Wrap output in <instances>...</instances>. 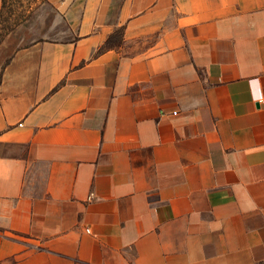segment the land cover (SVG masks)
Wrapping results in <instances>:
<instances>
[{
	"label": "crops",
	"instance_id": "0c3cea01",
	"mask_svg": "<svg viewBox=\"0 0 264 264\" xmlns=\"http://www.w3.org/2000/svg\"><path fill=\"white\" fill-rule=\"evenodd\" d=\"M47 1L66 37L0 83V264H264V0Z\"/></svg>",
	"mask_w": 264,
	"mask_h": 264
},
{
	"label": "rangeland",
	"instance_id": "374dc122",
	"mask_svg": "<svg viewBox=\"0 0 264 264\" xmlns=\"http://www.w3.org/2000/svg\"><path fill=\"white\" fill-rule=\"evenodd\" d=\"M66 35V27L47 0H4L0 10V83L13 81L16 68L21 66L19 57L26 62L22 66H28L25 52L33 44L62 39ZM12 150L0 145V154Z\"/></svg>",
	"mask_w": 264,
	"mask_h": 264
},
{
	"label": "built area",
	"instance_id": "2783aa9c",
	"mask_svg": "<svg viewBox=\"0 0 264 264\" xmlns=\"http://www.w3.org/2000/svg\"><path fill=\"white\" fill-rule=\"evenodd\" d=\"M174 114H177V112H174Z\"/></svg>",
	"mask_w": 264,
	"mask_h": 264
},
{
	"label": "trees",
	"instance_id": "16d2710c",
	"mask_svg": "<svg viewBox=\"0 0 264 264\" xmlns=\"http://www.w3.org/2000/svg\"><path fill=\"white\" fill-rule=\"evenodd\" d=\"M3 3H4V0H3ZM3 7V6H2ZM110 43V42H109Z\"/></svg>",
	"mask_w": 264,
	"mask_h": 264
}]
</instances>
